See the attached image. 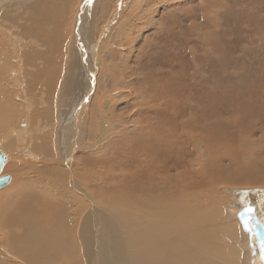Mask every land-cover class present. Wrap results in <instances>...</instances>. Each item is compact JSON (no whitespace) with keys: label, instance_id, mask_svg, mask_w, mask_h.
Here are the masks:
<instances>
[{"label":"bare ground","instance_id":"obj_1","mask_svg":"<svg viewBox=\"0 0 264 264\" xmlns=\"http://www.w3.org/2000/svg\"><path fill=\"white\" fill-rule=\"evenodd\" d=\"M71 1L0 0V13L4 12L6 16L4 20L0 19V73L6 66L9 71L11 70L13 64H9L7 58L13 54L12 51L21 48L22 43L31 41L34 46L31 47V43H28L31 48L22 54L23 62L31 67L30 72L26 73L30 82L28 81L29 84L27 83L28 86L23 92L30 95V98L35 89L43 88L46 90L44 94H47L45 98L41 97L43 101L40 102L38 108L40 110L25 116L26 126L18 128L17 133L14 130L17 137L15 139L14 133L11 132L14 122L12 108L8 109L6 106L9 105L10 98L4 90L6 76L0 77V132L3 134L7 132L5 138L0 137L3 149L0 151L5 161L12 153L10 149L12 147L16 149L15 143H19L21 148L27 141L30 142V138L34 140V150L28 153L31 157L39 149L37 143L46 142L48 135L41 136L45 126L43 125L44 128L41 129L42 126L39 125L42 124L41 120L47 121L49 99L54 96L55 82L60 77L65 62L63 57L67 42L64 43L63 39L66 23L64 16H67L65 14ZM110 1L112 2L100 0L98 7H96L98 3H95L96 13L100 17H105ZM79 2L82 5L80 8L75 7V17L72 18L73 39L69 38L72 42L71 45L68 42L70 46L67 47L68 54H65L66 76L64 82L61 80L63 82L60 88L61 97L58 105L56 104L60 112L52 110L51 114L54 116L51 121H57L60 131L58 130L55 140L50 145L53 153L40 155L37 153L38 158L34 157L37 160L39 158L53 159L55 162L58 160L67 169L65 172L58 171L53 167L55 165L50 166L46 163L45 165L51 168L43 170L40 164L37 170L35 169L36 175L26 176L19 182L15 181L12 175L9 185L0 188L2 233L0 246L6 255L5 257L0 254V257H3L0 258V264H264V246H261L264 242V185H258L254 189L249 188L250 186H233L231 181L238 179V173L223 165L224 156L231 150L234 151L233 154L238 153L236 156L242 158H236L237 161H248L254 155L252 147L254 143L248 139H240L238 142L235 141L237 142L235 147L226 144L228 149L219 152L217 150L219 133L213 128L212 102H209L211 84L216 83L225 92L230 89L240 91L243 101L247 104L253 103L264 114V74L259 73L263 76L259 77L257 85L249 82L251 74L249 69L241 71L237 76L228 75L224 68L221 69L222 64L237 67L238 63L232 65L231 59L219 62L211 56L210 49L204 46L202 54L201 46L197 45L199 49L196 56L197 64L190 61L189 47L171 54L173 60L171 63H167L166 56L163 60H155L153 64L156 65V70L158 69L151 74L155 77L177 70L175 69L178 68L177 64L184 61L187 74L183 77L186 81L181 83L180 90L170 93L164 90L165 83H162L155 93H148V87L143 89L142 93H137V96L136 92L135 95L130 92V95L127 93L126 96L124 91L119 92V89L117 90L119 93H114L112 90L114 83L111 79L109 81L113 85L108 84L112 86L108 90L103 80L99 83L101 81L99 77L90 70L89 65L97 56L94 54L92 58V50L94 52L95 49L96 53L97 48L96 45L90 47V43L86 47L87 43L82 40V35L92 36L94 31L90 32V29H87L90 25L87 28L84 26L89 3L86 0H83V3L82 0ZM121 2L122 0H119L118 5ZM232 12V15H237L236 11ZM255 18L249 22L252 26L260 21H255L260 17ZM4 22H7V26L2 27L1 24ZM106 31L107 27L100 35L103 36ZM27 35H36V40L34 36L29 40L25 39ZM6 39L10 42L9 54ZM30 39H34L35 42L39 39L41 41L34 43ZM190 44L191 42H188V45ZM254 44L256 43H249ZM260 50L264 53V45ZM107 51L110 52L106 57L112 59L115 55L114 49ZM248 52L246 49L243 53ZM252 54L254 55V52ZM129 58L132 59L130 56ZM108 59L105 63H108ZM257 61L264 65L263 54ZM101 72L98 74L100 79ZM255 72L254 76L257 77L259 74ZM16 75L20 76V72L17 71ZM128 76L124 77L127 79ZM106 77L104 79L110 78ZM114 79L116 80V76ZM116 82L120 84V81ZM131 83L128 82L125 86L130 87ZM251 85L255 86V90L248 92ZM253 96L255 100L250 102L248 98ZM225 98L223 95L218 96L217 101L224 104ZM232 98L230 97V100ZM73 99L77 103L72 105ZM24 101L25 112L30 111L31 101L28 99ZM120 105L123 108L118 112L120 108L116 109ZM103 109L108 110L112 118H115L112 119V123L108 121L110 119L106 113L104 114ZM32 122L38 125H32ZM260 125L264 127V121L260 122ZM65 132L68 134L65 135ZM260 133L258 141L261 142L264 139V131L261 129ZM66 139L67 143L64 145L63 141ZM91 140L92 143L89 145L84 143ZM260 142L256 146L258 149L261 148ZM96 146L98 147L96 154L82 153L78 161L73 162L79 150L85 148L87 151H94ZM33 153L35 154L32 155ZM50 154L52 155L48 157ZM117 154L123 157L122 162L114 160ZM5 161L0 175L5 174ZM74 166L79 167L76 175L73 173ZM256 166L254 171L244 178L251 183L264 184V173L259 171L262 164ZM247 189H251L255 198L256 210L252 216L247 217L246 223L242 220V211L250 207V201L245 200L243 207L236 196L241 197ZM253 244H257L255 251L252 249Z\"/></svg>","mask_w":264,"mask_h":264},{"label":"rangeland","instance_id":"obj_2","mask_svg":"<svg viewBox=\"0 0 264 264\" xmlns=\"http://www.w3.org/2000/svg\"><path fill=\"white\" fill-rule=\"evenodd\" d=\"M79 1H81V0H72L71 4L69 5L70 7L67 8L69 13L66 12L65 15H67V16H64V18H65L64 22H66V23H65L63 32L65 31V33H64L65 37L63 34L62 35H63V39L65 40L64 43L67 42V44L65 46L66 48L71 45L70 42H72V40H70V39H73V35H72L73 29L71 30V27H72V23L74 24V19L72 20V18H73V16L75 17V14H74L75 7L79 6V8H80V5H82V4H80ZM116 1L117 0H114V1L112 0V2L110 1L111 4L109 5V7H107L105 17H100L99 14L96 13V9H95L100 4V0H96V2H94V0H91V4H89V8L87 10L88 12H86V17H84L85 18L84 26L87 28L90 25L87 29H90V32L94 31L95 34L92 33V36H88V37L86 34H84L85 36L82 35L83 42L87 43L86 47H88L89 43L91 44L90 47L92 45H94V46L96 45L98 54H97V52L95 53V49H94V52L92 50V53H93L92 58H93L94 54H96L97 56L95 55L96 56L95 60L92 59L91 64L89 65V66H91L90 70L94 72V75L96 77H99V80H101V81L98 80L99 83L102 82V80H103V82L105 83V87L108 90H110V88L112 87L111 85H113L112 83H110L111 81L114 83V85H113L114 87H112V90H114V93H119L122 90V91H124L126 96H128V94L130 95V92H133L134 95L136 92L135 96H137L138 95L137 93H142L143 89L145 90L147 87H148V90H147L148 93H155L160 88V84H162V83L163 84L165 83L164 90H166L170 93H173L174 91L180 90L181 83L186 81V78H183V77L187 74V69L184 66V61H181V62H179V64H177L178 68H175L177 70L171 71L167 75L166 74H164L162 76L160 74L155 75V77L154 76L152 77L151 74L154 73L155 71H157L158 69L156 70L157 67H156V65L154 66L153 64L155 63V60H160V59L163 60L166 56L168 57L167 58L168 62H167V60H166V62L171 63L173 61V60H171L172 59L171 54H173L175 51L182 50L184 47H186V48L189 47L188 51L190 53L191 63L197 64L196 56H197V53L199 50L197 48V45L201 46L202 54H203V47L204 46H206L207 49H210V52L212 54L211 56H213V58L219 62L223 63L224 61L231 59L232 65H236L238 63L237 64L238 68L235 66L227 67V65L222 64L221 69L224 68L225 70L224 69L223 70L228 75L237 76L241 71H246L247 69H249V70H251V74L253 75L252 76L251 74H249L250 75L249 76V78H250L249 82L255 83L257 85L259 77L262 78L263 75L259 74V73L264 74V65L262 64V62H258L257 58L260 59V56L262 54L264 56V53H262V51L260 50V49H262V45H264V40H262V38H264V35H261L262 33H264L263 32L264 31V27H263L264 26L263 25L264 24V16H263L264 14L262 13V12H264L263 11L264 5H262V4H264V2H261L263 0H132V1L131 0H122L120 5H118L119 0L117 2ZM249 2H251V3H249ZM82 3H83V0H82ZM92 3L94 6L92 5ZM95 3L96 4L98 3L97 6ZM252 4H254V5H252ZM230 8H232V9H230ZM253 8H255V9H253ZM70 9H72L73 11ZM8 10L9 9H7V11ZM90 10L93 12H91ZM232 11H236L237 15H236V13H235V15L237 16V18H236V16L231 14V13H233ZM238 12H239V15H238ZM246 12H247V14H245ZM242 13H244V14H242ZM249 13H250V15H249ZM0 14H1L0 16L2 17L0 19H3L6 17L4 12L3 13L1 12ZM2 14L4 17L2 16ZM258 14L259 15L262 14V15L259 16ZM248 15H249V17H248ZM229 16H231V17H229ZM242 16H244L245 20ZM245 16H247V18ZM257 16L260 17V19H258ZM255 17L257 18V20H255V21L260 20L263 23V24L260 23V21L256 22L255 23L256 28H254L255 27L254 25L252 26V24L249 23V22L253 21V19ZM96 18H97V21L95 20ZM99 18H101V19L99 20ZM238 18H239V20H238ZM240 18L243 20H241ZM233 19H234V21H232ZM228 20L229 21L231 20L230 21L231 23L228 22ZM98 21H100V22H98ZM105 21H106V23H105ZM4 23L1 24L2 27L7 26V22H4ZM247 24H248V26H247ZM249 24H250V27L252 26L251 28L249 27ZM246 26L250 29H248ZM106 27H107L106 33L104 32L103 36L100 35V33H102V31ZM242 27L243 28L245 27V29H243ZM70 30H71V32H69ZM245 30L246 31L249 30V31L246 32ZM260 32H262V33H260ZM137 35H139V36H137ZM35 36L36 35H32V36L27 35L25 37V39L27 38V40H29L30 37H33L36 40ZM142 38H144V39H142ZM34 39H30V40H33L34 43H37L40 40L39 39V40H37V42H35ZM99 39H101V40H99ZM96 40H97V42H96ZM189 40H192V41H189ZM141 41H143V42H141ZM235 41H237V42H235ZM68 42L70 45H68ZM93 42H94V44H92ZM188 42H191V44L188 45ZM28 43L29 44L31 43L30 45H32L31 41H28ZM28 43H26V44L22 43L21 48L20 47L16 48L15 50L12 51L13 52L12 55H9L8 58L6 57L8 60V63L13 64V66L11 67L10 71L7 69L8 66H6L4 71L2 69V72L0 73V77L6 76L4 78V81L6 80L4 83V90H5L6 94L8 95V98L10 97L8 100L9 105L6 104V106L8 109L12 108L11 112H12L14 122L12 125V131L11 132L14 133L13 135H14L15 139L17 138V137H15V135H16L15 132L17 133L16 130H18V128H23L24 126H26L25 120L27 119L26 118L27 114L29 113V115H32L34 113V111L40 110V109H38L40 106V102H42L43 101L42 98H45V96L47 95V94H44V92L46 90H44L43 88L42 89L41 88L35 89L33 95H31L30 98H29L30 95H25L23 92V90L26 89V87L28 86V84L30 82L26 73L30 72L29 69L31 67L23 62L24 57L22 56V54L26 51V49H28L30 47V45ZM249 43H256V44L249 45ZM17 44H16V46H17ZM27 44H28V47H27ZM6 45H7L6 49L8 50V54H9L10 42L7 39H6ZM39 45L41 46L40 43H39ZM33 46L34 45H32L31 47H33ZM114 46H116V47H114ZM24 47H26V48H24ZM134 47H136L137 50H135L136 48L134 49ZM231 47H232V49H231ZM254 47L255 48L261 47V48H259V50L258 49L255 50ZM66 48H65L66 51L64 53L63 58H64L66 65H67V61H66L67 58H65L67 55H65V54H68V48L67 49ZM100 49H102V50H100ZM111 49H114V51H115L114 53L116 56L114 55L112 59H110V57L108 59V57H106V56L108 55V52H110V51H107V50H111ZM244 49L249 50V52L247 54H244L243 53L245 51ZM130 50H133V51H130ZM235 50H237V51H235ZM251 51L254 52V55L252 54ZM151 52H152V54H151ZM250 52L252 55L250 54ZM248 54H250V55H248ZM117 55H121V56L117 57ZM129 56L132 58L131 60H130ZM244 56H245V58H244ZM134 57H137V58H134ZM105 58L108 59V63L107 62L105 63V61H107ZM126 58H127V60H125ZM246 58L248 61L246 60ZM101 59L102 60L104 59V61H102ZM65 62H63L64 65H63L62 69L60 68L61 69V71H60L61 74L59 77L60 79L58 78L56 80V82H55L56 86L53 89V91H54L53 98L55 100L53 98L49 99L50 105H48V106L50 108L49 109V116L50 117L48 116V118H46L47 119L46 122L41 120L42 124L39 125V126H42L41 129L44 128V126L46 128V129L44 128L41 136L48 135V137L46 138L45 144H38L37 143L39 149L36 150V154L38 153L39 155H40V153L46 154V153L52 152L53 148H50L51 142H53L55 140L56 135L60 131L59 124L57 123V121L56 120L51 121L54 119V116L52 117L51 114H53L52 110H59V108H58V106H56V104L58 105L59 98L61 97V93H60L61 89L60 88L62 87V84H63L65 76H66ZM102 62L104 63L105 67L103 66ZM116 63H118L119 65H117ZM240 63H245V64L243 65ZM97 66L99 67L100 71L98 70ZM116 66L119 68V70ZM107 67L111 71H109ZM17 71L20 72V76L16 75ZM96 71H97V73H96ZM106 71L109 74L105 73ZM162 71H164V69H162ZM254 71H256L259 74L257 77L254 76ZM100 72L102 74L101 75L102 79H100V76L98 75V74H100ZM119 72L122 74L119 75L120 74ZM127 73H129L130 76H128ZM106 74L108 75V77H106L107 76ZM111 74H112V76H111ZM132 74H134V75L132 76ZM118 75L120 77L123 75V77L120 78ZM143 75H144V77H143ZM146 75H147V77H146ZM114 76H116V80L114 79ZM124 76H126V77L128 76V78L126 79V77H124ZM163 76H165V78ZM104 77H106V78L110 77V78L104 79ZM133 77L137 80H134ZM23 78H26V79H23ZM122 78L123 79L125 78V79L123 80ZM110 79H111V81H109ZM116 81H120V84H117L119 82H116ZM121 81L124 83H122ZM144 81L145 82L147 81V82L145 83ZM128 82L129 83L132 82L130 84L131 85L130 87L125 86V85H128ZM147 83H148V86H147ZM108 84H111V85H108ZM137 86H140V87H137ZM132 87L134 90L131 89ZM113 88H115L116 90ZM254 88H255V86H253V85L249 86L248 92H253L255 90ZM59 89H60V91H59ZM118 89L120 90L119 92H117ZM19 92H20V95H18ZM239 92L240 91H238V90L232 91L231 89L228 90L227 92H225L224 89L218 87V85L216 83H212L211 84V93H210L211 95H209V97H210L209 102H212L211 103V111H212L211 119L213 120L212 122H213L214 130H216L219 133V138H218V143H217L218 149L216 148L219 152H223L224 149H228L226 144H228L229 147H231V146L235 147L237 145V142L240 139H248L251 143H254V145H252V147L254 148V151H253L254 155H252V158H250L248 161H245V162L244 161L243 162L237 161L238 159H242V158L240 156H236V155H238V153L233 154L234 151L231 150L232 152L231 151L227 152L228 154L226 156H224L225 160L223 163L224 166H228V167L234 169L236 173H238V179L236 181H231V185L238 186V187L250 186L249 188L254 189V188H257L258 185H264V184L248 182L249 180H245L244 177H247L249 175V173H252V171H254V169L257 167L256 165H258L260 163L262 164V166L259 168V171L261 173H264V139L261 142L258 141L259 140L258 138L260 137V134H261L260 133L261 129H262V131H264V127L262 125H260V122L264 121V114H262V112H260L258 109L259 107L255 106L253 103L247 104L245 101H243L244 99L241 98ZM112 93H113V91H112ZM222 95L226 96V98L224 99V104H221L219 101H217V97L222 96ZM250 95H256V94L250 93ZM15 96H17V97H15ZM55 96H57L58 98ZM232 96H233V98H232ZM26 97H28V98H26ZM230 97L232 98L231 100H230ZM239 97H240V99H239ZM254 97L255 96H253L252 98H248L250 100V102H253V100H255ZM34 98H35V101H34ZM25 99L26 100L28 99L29 101H31L30 102L31 106L30 107L27 106V107H29V108L32 107L31 108V110L33 109L32 112H31V110L25 112V110H26V106L24 103ZM213 101H215V102H213ZM36 102H38V103H36ZM75 103H77V101L73 99L71 104L73 105ZM111 103L113 104V102H111ZM254 103L256 104V102H254ZM11 104H12V107H11ZM71 104H70V106L72 107ZM103 104H104V102H103ZM259 104H262V103H259ZM33 105H35V106H33ZM114 108H115V106H114ZM122 108H123V106L120 105L117 107L116 110L119 109L118 112H121ZM59 112H60V110H59ZM103 112H104V114L106 113L107 118L109 117L108 119H110V120H108V121H110L112 123L113 122L112 119H115V118H112V116L110 115V112L108 110L103 109ZM215 118H219V119L214 120ZM46 123L48 124V126ZM33 124H35V126L38 125L36 122H34V123L32 122V125ZM2 126H4V125H2ZM14 130H15V132H14ZM6 134H7V132L4 134H3V132H0V137L5 138L7 136ZM66 134H68V132H65V135ZM213 134L214 133H212V135ZM234 134L237 136H235ZM263 138H264V135H263ZM96 139H98V138L96 137ZM232 139H234V140H232ZM6 140L7 139H5V142H6ZM102 140H101V142H102ZM252 140H255V142ZM77 141H81V140L77 139ZM235 141H237V142H235ZM28 142L29 141H27L25 146L22 145L21 148L19 146L20 145L19 143H15L14 145H16L17 151L13 147L10 149V151L12 153L10 154L9 157L6 158L7 160L5 161V168H4L5 174H9L11 176V178L13 175L14 180L19 182L23 178L25 179L26 176L36 175L35 169L37 170V167L40 164L42 167V168L41 167L40 168L43 170H47V169L51 168L49 166H46L45 165L46 163L50 164V166L55 165L53 167L58 171L59 170L60 171L62 170L64 172L66 171L65 170V169H67L66 166L62 162H59L58 160H56V162H55V160L48 159V158H45V159L39 158L37 160V159H34V157L36 156L35 158H38L39 155H36L35 153L32 154V155L35 154L34 156H31V157L28 156V153H32L30 150H32V151L34 150L35 141L31 140V138H30V142L29 143ZM88 142L85 141L84 143L89 145L92 143V140L88 141ZM259 142H260L259 145L261 146V148L258 149V147H256V146ZM61 143H59V144H61ZM66 143H67V139H66V141H63L64 145H66ZM233 143H235V145ZM262 143H263V145H262ZM80 145L82 146V144H80ZM1 148L2 147L0 144V150L3 151V149H1ZM96 148H98V147L96 146L95 149ZM82 149L79 150L78 153H76V158L73 160V162L78 161V158H79L80 154H82V153L96 154L98 152L97 149L96 150L93 149L94 151H87L85 148H82ZM39 150H40V152H39ZM84 150H85V152H84ZM231 153H232V155H231ZM25 154H26V156H24ZM54 154H55V152H54ZM51 155L52 154L48 155V157ZM236 158H238V159L236 160ZM27 159L29 160V162ZM114 160L116 162H122L123 157H121L120 154H117L115 156ZM236 161H237V163H236ZM78 171H79V167L74 166V170H73L74 175H76L75 172H78ZM39 172H37V173H39ZM251 189H247L246 190L247 192L243 193V195H241L242 190H240L239 193H240L241 197L236 196V198H238L241 206H243L245 200H248V202L250 201V207L253 209L252 213H250V214L245 212V211H242V215H243L245 221H247L249 216L250 215L252 216V214H254V212L256 210L255 209V203H254L255 198L250 191ZM239 203L236 202V204H239ZM1 237H2V233L0 232V243H2ZM255 242L256 241L254 240V243ZM256 245L257 244H253L252 249L254 251L256 249L255 248ZM261 246H264V242L262 243ZM0 254L2 256L4 255L6 257V255L4 254L3 247L1 249V246H0ZM258 254H260V252ZM2 256L0 258H3ZM50 264H54V263H50Z\"/></svg>","mask_w":264,"mask_h":264},{"label":"water","instance_id":"obj_3","mask_svg":"<svg viewBox=\"0 0 264 264\" xmlns=\"http://www.w3.org/2000/svg\"><path fill=\"white\" fill-rule=\"evenodd\" d=\"M4 161H5V158L3 156V153L0 151V171H1ZM10 181H11V176L9 174L0 175V188L8 185ZM242 220L245 221L244 217H242ZM245 222L247 223V221Z\"/></svg>","mask_w":264,"mask_h":264},{"label":"snow or ice","instance_id":"obj_4","mask_svg":"<svg viewBox=\"0 0 264 264\" xmlns=\"http://www.w3.org/2000/svg\"><path fill=\"white\" fill-rule=\"evenodd\" d=\"M86 2L90 4L91 0H86ZM245 211L250 214L253 211V209L251 207H248V208H246Z\"/></svg>","mask_w":264,"mask_h":264},{"label":"flooded vegetation","instance_id":"obj_5","mask_svg":"<svg viewBox=\"0 0 264 264\" xmlns=\"http://www.w3.org/2000/svg\"><path fill=\"white\" fill-rule=\"evenodd\" d=\"M248 201V200H247Z\"/></svg>","mask_w":264,"mask_h":264}]
</instances>
